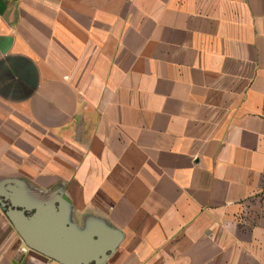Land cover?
<instances>
[{
  "label": "crops",
  "instance_id": "1",
  "mask_svg": "<svg viewBox=\"0 0 264 264\" xmlns=\"http://www.w3.org/2000/svg\"><path fill=\"white\" fill-rule=\"evenodd\" d=\"M56 185L106 264H264V0H0V179ZM0 264L30 251L0 208Z\"/></svg>",
  "mask_w": 264,
  "mask_h": 264
},
{
  "label": "water",
  "instance_id": "2",
  "mask_svg": "<svg viewBox=\"0 0 264 264\" xmlns=\"http://www.w3.org/2000/svg\"><path fill=\"white\" fill-rule=\"evenodd\" d=\"M0 208L27 249L59 264H106L124 238L100 217L79 225L60 185L44 191L19 178L0 179Z\"/></svg>",
  "mask_w": 264,
  "mask_h": 264
}]
</instances>
